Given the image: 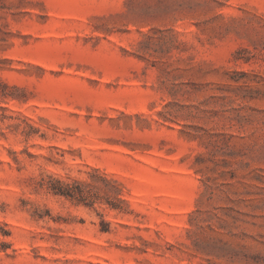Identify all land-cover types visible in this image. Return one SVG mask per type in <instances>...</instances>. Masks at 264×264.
I'll list each match as a JSON object with an SVG mask.
<instances>
[{"label":"rangeland","instance_id":"obj_1","mask_svg":"<svg viewBox=\"0 0 264 264\" xmlns=\"http://www.w3.org/2000/svg\"><path fill=\"white\" fill-rule=\"evenodd\" d=\"M3 239L0 264H264V0H0Z\"/></svg>","mask_w":264,"mask_h":264},{"label":"trees","instance_id":"obj_2","mask_svg":"<svg viewBox=\"0 0 264 264\" xmlns=\"http://www.w3.org/2000/svg\"><path fill=\"white\" fill-rule=\"evenodd\" d=\"M26 123H28L29 125H31L27 120H26ZM8 127L10 128H19L20 127V124H9ZM22 133H24L26 136H29V132L26 131V129H21ZM59 182H61V180H58ZM54 189V192L55 193H60V194H65V195H68V196H74L75 193H73L69 187H58V189H55V187L53 188ZM8 234V233H7ZM0 250H3V251H6L7 252V248L9 247L10 245V242L3 239V240H0Z\"/></svg>","mask_w":264,"mask_h":264}]
</instances>
